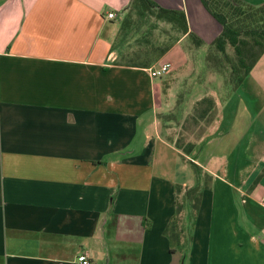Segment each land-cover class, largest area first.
<instances>
[{
  "label": "crops",
  "instance_id": "1",
  "mask_svg": "<svg viewBox=\"0 0 264 264\" xmlns=\"http://www.w3.org/2000/svg\"><path fill=\"white\" fill-rule=\"evenodd\" d=\"M130 1L0 0V264H264V51L227 97L207 94L199 136L183 131L210 175L191 210L161 82L220 25L200 0H151L203 45L158 42L141 17L120 29Z\"/></svg>",
  "mask_w": 264,
  "mask_h": 264
},
{
  "label": "trees",
  "instance_id": "2",
  "mask_svg": "<svg viewBox=\"0 0 264 264\" xmlns=\"http://www.w3.org/2000/svg\"><path fill=\"white\" fill-rule=\"evenodd\" d=\"M200 2L220 25L219 33L206 44L203 59L206 67L222 76L225 89L223 98H225L237 89L264 51V3L253 6L240 0H200ZM145 14L156 20L169 22L180 34L186 33L187 38L194 46L203 45L201 39L192 32H187L182 11L162 8L151 0H131L120 22V29L122 30V27L130 28L133 25L131 17L143 18L142 16ZM226 47L230 48L231 53H227ZM140 67H148V65ZM175 105L177 108L174 112L158 116L162 121H172L175 125L180 126L174 146L180 149L182 154H179V157L187 163L193 184L183 190L180 185H175L174 188L176 193L181 192L182 201H185L189 205V209L192 210L197 207L210 175L184 157L191 151L193 142L185 141L188 136L183 134V131L194 130L193 133L199 136L203 126L207 125L215 115V103L211 95L200 97L194 101L191 112L182 120H179L182 112L181 107H178L179 102H176ZM179 209L180 206L177 204V211ZM169 226L172 227V224Z\"/></svg>",
  "mask_w": 264,
  "mask_h": 264
},
{
  "label": "rangeland",
  "instance_id": "3",
  "mask_svg": "<svg viewBox=\"0 0 264 264\" xmlns=\"http://www.w3.org/2000/svg\"><path fill=\"white\" fill-rule=\"evenodd\" d=\"M145 19L146 31L150 32L151 38L160 40L162 35L165 36V33L168 35V40L172 38L175 39V35L177 31L169 32L164 28L167 27L161 20H156L152 16H147L146 14L142 16ZM179 33V32H178ZM172 39V40H173ZM201 55L195 56L194 58L188 57L189 61H193L194 67L193 69L187 68L183 73L174 72V70L170 69L164 76L161 84L163 85V94L161 101L166 103V108H170L164 114L174 112L177 108L175 105L176 102H179L178 107H181L182 112L180 114L179 120H182L186 115H188L193 106V100L197 97L205 96L209 93H212L219 100L222 99L225 95L224 92V84L222 82V76L215 72L213 69L206 67L205 61L203 59V52L206 50V47H202ZM227 53H231L229 47H226ZM191 65V62L189 63ZM172 70V71H171ZM169 83V85L167 84ZM165 84V85H164ZM168 90H165L166 88ZM175 100H177L175 102ZM182 101V103H181ZM173 129L171 132H174L175 138L179 135L177 133L180 130L177 125L172 126Z\"/></svg>",
  "mask_w": 264,
  "mask_h": 264
},
{
  "label": "built area",
  "instance_id": "4",
  "mask_svg": "<svg viewBox=\"0 0 264 264\" xmlns=\"http://www.w3.org/2000/svg\"><path fill=\"white\" fill-rule=\"evenodd\" d=\"M106 16H107V18H113L114 17V14H113V12L109 11V12L106 13ZM168 67H169V63L163 62V63L160 64L159 67H157V68H155L153 70H150V73L149 74L151 76H159L161 74H164L166 72V70H167ZM77 259L80 262H85L86 256H85V254H82V255H79L77 257Z\"/></svg>",
  "mask_w": 264,
  "mask_h": 264
}]
</instances>
